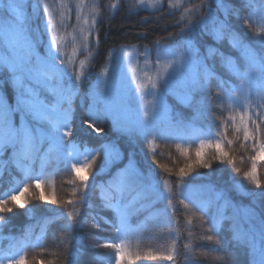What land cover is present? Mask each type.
I'll return each mask as SVG.
<instances>
[{"label":"snow or ice","instance_id":"obj_1","mask_svg":"<svg viewBox=\"0 0 264 264\" xmlns=\"http://www.w3.org/2000/svg\"><path fill=\"white\" fill-rule=\"evenodd\" d=\"M107 7L114 12L120 0ZM163 8L164 0H128L130 12ZM168 9L180 13L178 40L171 33L169 43L157 38L154 57L148 45L143 50L121 45L109 52L91 81L100 46L98 0H0V176L8 164L19 174L10 173V186L0 191V240L10 241L0 249V264H30L27 249L46 251L47 227L60 220L65 221L60 242L67 251L62 264H79L83 250L92 247L111 250L105 264H178L181 257L182 264H200L197 257L212 264H243L237 259L241 252L246 264H264V191L247 192L239 181L231 188L196 182L211 175L198 169H211L215 162L232 165L248 184L264 188V0H239V6L228 0H168ZM244 9L247 15L241 14ZM230 17L258 39L249 43ZM86 82L91 83L85 93L90 103L85 106L81 98L83 132L101 133L110 120L131 143H147L152 162L141 168L136 153L129 152L125 163L116 141L93 148L86 140H66L73 136V101ZM170 96L192 115L174 114ZM170 142L182 158L177 162L169 152L174 167L157 160L164 156L159 144ZM238 150L239 163H249L246 171L236 166ZM101 154L103 164L97 167ZM153 163L161 170L159 179ZM61 167L73 177L67 181L69 199H58L54 189L45 194L46 183L54 184ZM232 191L250 196L251 203L235 201ZM97 196L105 215L97 219L89 211L82 216L84 206L96 207ZM30 198L56 206L46 209L52 214L42 218L41 234L33 241L26 228L21 237H4L9 221L2 214L20 208L31 218L36 209L29 207ZM85 227L112 238L85 244L76 234ZM157 227L167 228V246L141 250L142 240L155 238L144 233ZM205 242L212 247L198 250L197 244ZM221 246L233 251L220 254ZM53 255L59 259L62 253Z\"/></svg>","mask_w":264,"mask_h":264},{"label":"trees","instance_id":"obj_2","mask_svg":"<svg viewBox=\"0 0 264 264\" xmlns=\"http://www.w3.org/2000/svg\"><path fill=\"white\" fill-rule=\"evenodd\" d=\"M87 3L97 2V0H86ZM116 2V0H98V4L101 10V16L98 17L97 28L99 29L98 35L100 38V46L98 49V55L94 61V67L92 69L93 75L91 77V81L95 80V73L99 72L102 67L105 65L109 52L112 48L120 47L121 45H137L141 50H143L145 45H148L149 48L152 49V54L155 52L154 41L159 38L162 43H169L170 41L166 38L169 34H173L176 36L178 40L179 37V26L176 25L175 21L179 18V11H176L175 14H169L168 5L164 3V8L161 12H154L152 10H139L130 12L128 9V0H120V7L112 12L107 6L111 3ZM196 0H192L191 3H195ZM228 2L234 4L235 6H239V0H228ZM212 6L215 7L214 2ZM30 11V9H28ZM248 9L242 10V15L248 14ZM222 16V13H218ZM41 15H43V9L41 7ZM145 18L147 21L145 22ZM230 22L237 28V30L245 35L247 41L249 43H253L258 37L254 36V34L243 25L242 21L237 20L235 17H230ZM72 24H75V10H73L72 14ZM107 34V38H105ZM209 43H213L210 39ZM226 47V43H225ZM203 52V48L201 49ZM238 56V53H233ZM83 59V56L80 57ZM227 78V77H225ZM233 83H238L233 79ZM91 86L90 82H86L82 85L80 90V95L73 101V108L75 109V120L73 123V136L67 137L66 140L76 139L78 141L86 140L89 147L99 148L101 144L116 141L121 151L125 154L124 162H127V155L129 152L136 153V160L140 164L141 168L145 166L146 163L152 162V156L149 151L148 145L145 142H137L135 144L131 143L126 136H120L112 129V124L110 120H105L103 122V135L99 136L96 133H91L86 135L81 126L82 118L84 117V111L81 107V98L83 97L84 105L87 106L90 101L85 96V93L88 92ZM167 102L173 109V113L180 112L183 114L185 118H188L192 115V110L184 105L180 104L179 101L175 97H168ZM226 115V114H225ZM86 125H83V128H86ZM158 150L164 152L163 158L157 157L159 163L167 164L170 167H174L172 159L168 158L169 152L171 156L176 159L177 162L182 163V158L179 157V154L175 151L174 143H169L166 147L163 143H160L158 146ZM239 150L235 153L237 156V167H241L242 171H246L249 167V163L247 160L244 161L243 164L239 163ZM10 155V152H6L4 154L3 159L7 160ZM103 164V155L97 157L96 166L100 167ZM153 168L157 173V179H159V174L161 170L156 166L155 163L152 164ZM199 172L208 174L210 173V177L208 180L196 181L197 183H213L217 186V188H231L233 181H239L244 185V189L247 192L259 193L264 191V188L257 189L255 186L248 184L243 180L242 176H238L232 168V165L225 164L223 166L218 163H213L211 169H198ZM19 175L15 168L8 164V166L4 169L3 175L0 176V191L6 190L10 186L11 175ZM261 178L264 179V168L260 169ZM72 175L70 170H66L63 167L55 174L54 176V184L49 185L46 183L45 185V194L51 193L53 189L55 190V194L58 199H69L71 197L72 185H70L67 181L72 179ZM103 179H107V176L102 177ZM100 178L98 177V180ZM175 179V177H173ZM31 191L36 195H39V192L33 186ZM231 197L243 204L251 203V197L245 195H238L235 191L230 192ZM96 207L93 209H88L84 206L81 209L82 216H86L89 211L93 213V215L99 216L105 215L104 212L100 210L99 207V199L98 196L92 201ZM35 206V215L31 218L26 215V209L13 208V212L4 213L2 215L9 221L3 227V236L7 237L9 235L14 237H21L24 234V230L29 228L31 230V238L35 241V238L41 234V226L43 224V217L50 216L52 213L46 211V209H53L55 205H46L43 204L39 200L31 199L29 202V207ZM182 211V210H181ZM142 218V217H141ZM179 219H183L182 216L178 217ZM135 218L133 219V223H135ZM65 223L64 220L56 221L52 224H49L47 227V232L45 233V248L46 251H42L40 248H28V258L30 264H36L37 261L42 260L44 264H62L64 256L67 255V251L65 250V246L61 244L60 237L63 236V232L61 231V227ZM102 223V222H101ZM55 234V238L53 237ZM77 235L82 236L84 238L85 244H102L105 240H110L112 237L109 233L96 230L89 229L85 227L83 230H77ZM186 235V234H185ZM228 234L225 233V236ZM145 237H155L154 239H144L139 244V248L141 250H146L148 247L153 249H158L161 246H167L169 243V235L167 228H153L151 231H147L144 233ZM185 241L181 239L178 244V247L183 253V243ZM10 241L8 239L0 240V249L6 250ZM75 244V242H73ZM82 247V245H81ZM198 250L208 251L212 246L207 244L206 242L201 244H197ZM229 251H233V249L228 248L226 246H221L219 248L220 254L227 255ZM60 252L62 253L61 257L57 259L53 253ZM111 255V250L103 247H92L83 250V255L79 258V264H105L107 258ZM200 261V264H212L209 258L205 257H197ZM238 262H243L246 264L247 257L241 252L238 254ZM66 264V262H65ZM137 264H145L143 261L137 262ZM154 264H168L165 261H157ZM178 264H182V257L179 259Z\"/></svg>","mask_w":264,"mask_h":264},{"label":"rangeland","instance_id":"obj_3","mask_svg":"<svg viewBox=\"0 0 264 264\" xmlns=\"http://www.w3.org/2000/svg\"><path fill=\"white\" fill-rule=\"evenodd\" d=\"M192 1V0H191ZM164 3L165 4H167L168 5V0H164ZM195 3H199V0H196V2ZM113 49H119V47H117V48H112V50ZM153 55V57L155 56V52H154V54H152ZM142 59V58H141Z\"/></svg>","mask_w":264,"mask_h":264}]
</instances>
